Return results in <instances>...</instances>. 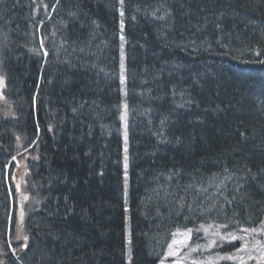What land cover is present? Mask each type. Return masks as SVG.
Here are the masks:
<instances>
[{"label":"trees","instance_id":"trees-1","mask_svg":"<svg viewBox=\"0 0 264 264\" xmlns=\"http://www.w3.org/2000/svg\"><path fill=\"white\" fill-rule=\"evenodd\" d=\"M0 74V227L31 198L17 264H157L178 229L263 220L264 0H0Z\"/></svg>","mask_w":264,"mask_h":264},{"label":"rangeland","instance_id":"rangeland-1","mask_svg":"<svg viewBox=\"0 0 264 264\" xmlns=\"http://www.w3.org/2000/svg\"><path fill=\"white\" fill-rule=\"evenodd\" d=\"M120 80H121V93H122V103H124L126 107V75H125V52H124V46H121V69H120ZM4 86V81L2 79V76L0 74V91ZM1 99V94H0ZM123 124H126L123 126ZM143 138V136H141ZM122 150H123V164H124V183L125 188H128V176H129V160H128V130H127V123L126 120L122 123ZM23 155V153L21 154ZM30 158H33V156H30ZM127 158V159H125ZM28 157L22 156L19 161L15 162L16 166L13 169V177L15 178L17 185L19 186V183H21L25 175H28L27 170V163H28ZM23 183V182H22ZM20 189V186H19ZM20 191V190H19ZM17 203L15 206V213H16V221L13 226L10 225L12 229V233H17L18 236H14L15 242L26 240L23 230V222L26 217V206L27 209H29V203L30 201V195L21 194V192L18 194ZM27 204V205H26ZM2 232V231H0ZM6 232V231H5ZM4 232V234H5ZM198 242V249L200 251V254L203 255L204 251L210 250L211 243H208L207 241L203 244L200 240L204 239V237L201 234H194ZM190 237V232H182L175 235L171 249L168 253V256L166 258L169 259L167 264H216V261L221 258V256L217 253L206 257L201 258L199 260H196L192 263L190 260V254L188 253V247L186 246ZM2 242V241H0ZM20 247L24 245V242L20 243ZM185 245V246H184ZM212 247V246H211ZM11 250V248H7L5 245H2L0 243V253L2 251L8 253V251ZM17 251L13 250L12 253H16ZM166 260L162 262L161 264H166ZM234 263L233 264H264V221L261 224V226L256 229L255 231L246 232L242 234V244L240 246V249L237 251V253L234 255Z\"/></svg>","mask_w":264,"mask_h":264},{"label":"bare ground","instance_id":"bare-ground-1","mask_svg":"<svg viewBox=\"0 0 264 264\" xmlns=\"http://www.w3.org/2000/svg\"><path fill=\"white\" fill-rule=\"evenodd\" d=\"M141 18L142 19H145V16H143V14L141 15ZM135 21H136V19H135ZM125 57H126V54H125Z\"/></svg>","mask_w":264,"mask_h":264},{"label":"snow or ice","instance_id":"snow-or-ice-1","mask_svg":"<svg viewBox=\"0 0 264 264\" xmlns=\"http://www.w3.org/2000/svg\"><path fill=\"white\" fill-rule=\"evenodd\" d=\"M121 3H123V0H121ZM121 15H123V13H121ZM125 159H127V158H125ZM245 231H247V230H245ZM233 239H235V237H232Z\"/></svg>","mask_w":264,"mask_h":264}]
</instances>
